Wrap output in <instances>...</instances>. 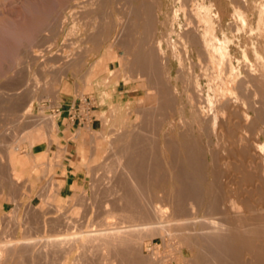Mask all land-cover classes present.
Here are the masks:
<instances>
[{"label":"rangeland","instance_id":"rangeland-1","mask_svg":"<svg viewBox=\"0 0 264 264\" xmlns=\"http://www.w3.org/2000/svg\"><path fill=\"white\" fill-rule=\"evenodd\" d=\"M177 1L0 0V203L6 202L7 205L4 211H0V243L8 242L14 247L21 243L23 236L29 235L34 236V241L36 236L39 239L42 236L45 241L58 239V245L65 248L72 242L73 235L83 239L78 229L88 227L82 225L88 220V212L96 210L92 204L96 203L100 208L98 220L101 218V222L105 202L118 201L123 190L121 178L127 179V169L124 171L123 168L127 162L124 161L133 159L137 153L133 152L135 146L132 145H135L133 140L141 129L142 116L161 112L162 91L172 94L174 86L183 90L186 84L167 43L164 41L163 47L171 68L170 78L164 69L166 58L156 48L157 41L163 38L174 21V28L179 30V25L186 23V16L190 18L189 13L186 16L182 12L173 15L183 0ZM187 1V11L196 2L209 4L204 14L214 21L220 37L226 35L231 39L228 43L231 54L239 61L243 74L252 64L264 83V0ZM235 11L241 12V19L235 16ZM192 20L196 21V18ZM195 68L198 74H202L198 65ZM119 81L125 83L121 84L120 90H127L123 96L111 93V90L116 91ZM252 88V85L244 88L247 94L245 96L246 92H243L245 99L242 100L245 108L255 116ZM150 91L153 95L148 94ZM64 97L77 100L90 97L92 104L97 106L94 115L98 121L95 130L81 127L84 151L81 166L87 180L85 184L75 186L70 196L61 197L60 185L51 175L63 159L62 152L56 155L50 152L58 128L53 124L48 126L47 120H56V109ZM179 107V102L174 101L165 113L172 114L177 121ZM260 129L263 131L258 137L264 141V123L261 121L248 128V134ZM40 132L45 133V138ZM36 134L40 138L35 142L27 138ZM153 135L162 147V132L157 130ZM172 136L177 138L174 133ZM201 139L205 154L212 150L220 154L218 169H222L228 142L213 136ZM14 145L18 147L15 151L17 171L12 173L8 157ZM154 154L167 172L168 157L161 149ZM209 161V158L204 160L202 169L200 185L205 190L212 181ZM116 181L122 186L121 191ZM162 186L169 189L170 184L165 182ZM117 192L121 193L117 195ZM202 204L200 201V214L206 211ZM93 217L91 214L89 218ZM45 218L52 226L46 225ZM66 221H70L72 230L56 234L64 231ZM174 226H170L171 236L163 232L166 240L155 230V234L152 229L151 232L148 230L149 233L140 230V237L145 232L141 237L142 264H156L153 261H160L158 264L193 263L201 252L199 241L194 240L192 230ZM78 254V249L73 251L66 257L65 264H74ZM24 255L12 258L7 264L45 263L44 255H36L35 262L33 255ZM54 255L49 259L55 257L51 261L58 264L63 255ZM101 259V255L93 259L83 257L76 264H103ZM114 259L115 262L110 259L109 264H126L122 256Z\"/></svg>","mask_w":264,"mask_h":264},{"label":"bare ground","instance_id":"bare-ground-1","mask_svg":"<svg viewBox=\"0 0 264 264\" xmlns=\"http://www.w3.org/2000/svg\"><path fill=\"white\" fill-rule=\"evenodd\" d=\"M185 1L180 3L178 9H174L173 15L182 12L186 16L189 13L190 18L186 16L187 21L179 25V30L174 28V21L163 38L157 41L156 48L165 59L163 42L167 43L179 63V74L184 76L186 84L183 90L174 86L172 94L162 91L161 112L142 116L141 129L133 140L135 145L131 144L135 147H130L137 153L133 159L124 161L127 162L123 167L124 171L127 169V179L120 177V183L119 178L124 188L118 186L116 181V187L120 191L123 189V195L117 192V195H121L116 203L105 202L101 222V218L98 220L100 208L96 203L92 204L96 210L90 209L88 220L81 224L88 227L78 229L83 239L75 234L65 248L58 245V239L45 241L42 236L40 239L36 236L35 241L34 236H23L21 243L14 247L8 242H2L0 264H7L17 256L25 257L24 254L33 255L34 262L36 255H44V264H53L51 260L55 257L49 259V256L55 253L63 255L59 257L62 260L59 259L58 264H65L66 257L76 249L79 254L74 264L83 257L93 259L99 255L103 264L110 259L113 262L118 256H122L126 264H142L141 237L145 232L140 237V230L146 233L151 232L150 229L153 233L155 230L166 240L163 232L171 236L170 226L173 224L192 230L194 240L199 241L201 252L192 264H264V141L258 137L263 130L248 134V128L255 122L264 123V83L257 74L258 69L252 64L243 74L239 61L234 60L231 54L228 44L231 39L226 35L220 37L214 21L204 14L209 4L192 1L194 4L188 9L189 12L186 7L189 5ZM192 15L196 21L192 20ZM235 16L241 19V12L235 11ZM177 17L176 21L179 20ZM256 55L261 59L258 52ZM167 59L163 63L167 77L170 78L171 68ZM245 60L249 62L247 58ZM196 64L203 70L202 74L196 72ZM251 85L254 87L255 116L245 108L242 100L243 92H246L245 96L247 94L244 88ZM151 91L148 94H152ZM174 101L180 105L177 121L172 114L165 113ZM47 122L48 126L53 124L57 127L54 118H49ZM157 130L162 132L161 148L153 135ZM40 133L41 137L45 136L44 132ZM173 133L177 138L172 136ZM40 136L36 134L33 138L31 135L27 138L35 142ZM204 136L228 142L229 148L222 169H218L220 154L216 150L204 153V145L200 142ZM15 147L9 151L8 157L12 173L17 171L15 151L18 147ZM158 149L168 157V165L165 164L167 172H164L163 163L154 154ZM206 158L211 160L212 181L209 189L202 188L204 191L200 184ZM165 182H169V189L163 188L162 183ZM157 186L160 187L154 189ZM207 197H210L209 200ZM200 201H203L202 205L206 208L204 214L199 212ZM91 214H94L93 218H89ZM45 223L50 224L47 219ZM64 226V231L56 234L72 230L70 221H66ZM152 260L155 259L152 257ZM153 262L158 264L160 261Z\"/></svg>","mask_w":264,"mask_h":264},{"label":"crops","instance_id":"crops-1","mask_svg":"<svg viewBox=\"0 0 264 264\" xmlns=\"http://www.w3.org/2000/svg\"><path fill=\"white\" fill-rule=\"evenodd\" d=\"M121 84H125L123 81H119L116 85V91L111 90L113 95H122L127 90H120ZM90 99V97H84ZM80 100L76 98L64 97L60 103V107L56 109L57 112V131L56 137L52 142L51 153L56 155L58 152H62V164L57 166L51 175L56 178L60 185V196H70L75 186L85 184L87 176L85 170L81 166V155H84L83 147L81 144L83 130L81 127H88L90 130H95L97 124V117L91 121L83 124L79 123L77 119H71V114L74 109L77 108ZM97 111V106L93 104L91 110L92 113ZM52 166V165H50ZM7 208L6 202L0 203V211H4Z\"/></svg>","mask_w":264,"mask_h":264},{"label":"built area","instance_id":"built-area-1","mask_svg":"<svg viewBox=\"0 0 264 264\" xmlns=\"http://www.w3.org/2000/svg\"><path fill=\"white\" fill-rule=\"evenodd\" d=\"M93 104L91 99L84 98L80 100L76 109L71 114V119H77L79 123H87L95 118L94 113L91 112Z\"/></svg>","mask_w":264,"mask_h":264}]
</instances>
